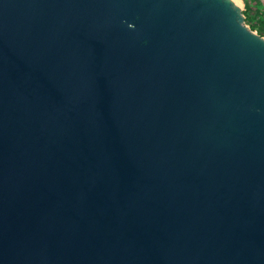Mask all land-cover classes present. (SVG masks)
Segmentation results:
<instances>
[{"label":"water","instance_id":"water-1","mask_svg":"<svg viewBox=\"0 0 264 264\" xmlns=\"http://www.w3.org/2000/svg\"><path fill=\"white\" fill-rule=\"evenodd\" d=\"M0 264H264L234 0H0Z\"/></svg>","mask_w":264,"mask_h":264},{"label":"rangeland","instance_id":"rangeland-1","mask_svg":"<svg viewBox=\"0 0 264 264\" xmlns=\"http://www.w3.org/2000/svg\"><path fill=\"white\" fill-rule=\"evenodd\" d=\"M241 8L247 21L245 24L264 37V0H234Z\"/></svg>","mask_w":264,"mask_h":264},{"label":"trees","instance_id":"trees-1","mask_svg":"<svg viewBox=\"0 0 264 264\" xmlns=\"http://www.w3.org/2000/svg\"><path fill=\"white\" fill-rule=\"evenodd\" d=\"M245 21H247V17H245ZM251 29H253V28H251Z\"/></svg>","mask_w":264,"mask_h":264}]
</instances>
